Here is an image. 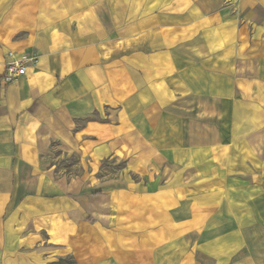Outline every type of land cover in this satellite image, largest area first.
Wrapping results in <instances>:
<instances>
[{"label": "crops", "instance_id": "obj_1", "mask_svg": "<svg viewBox=\"0 0 264 264\" xmlns=\"http://www.w3.org/2000/svg\"><path fill=\"white\" fill-rule=\"evenodd\" d=\"M9 52L0 264H264V0H0Z\"/></svg>", "mask_w": 264, "mask_h": 264}, {"label": "built area", "instance_id": "obj_2", "mask_svg": "<svg viewBox=\"0 0 264 264\" xmlns=\"http://www.w3.org/2000/svg\"><path fill=\"white\" fill-rule=\"evenodd\" d=\"M6 58L9 60L6 63L5 72L0 78V83L4 86L23 76L25 74L26 64L32 61L26 55L15 58L12 52L7 53Z\"/></svg>", "mask_w": 264, "mask_h": 264}, {"label": "rangeland", "instance_id": "obj_3", "mask_svg": "<svg viewBox=\"0 0 264 264\" xmlns=\"http://www.w3.org/2000/svg\"><path fill=\"white\" fill-rule=\"evenodd\" d=\"M53 164L57 166V168L60 169V173H66L67 175H73L78 173V169L74 166L75 162L74 160L71 161L67 157H65L62 154H59L57 151H54V156H53ZM116 169V167H108L106 166L105 169ZM51 264H73V261L70 257H65L62 259V261H57Z\"/></svg>", "mask_w": 264, "mask_h": 264}, {"label": "trees", "instance_id": "obj_4", "mask_svg": "<svg viewBox=\"0 0 264 264\" xmlns=\"http://www.w3.org/2000/svg\"><path fill=\"white\" fill-rule=\"evenodd\" d=\"M74 159H71V161H73ZM75 161V160H74ZM59 261H62V260H59Z\"/></svg>", "mask_w": 264, "mask_h": 264}]
</instances>
